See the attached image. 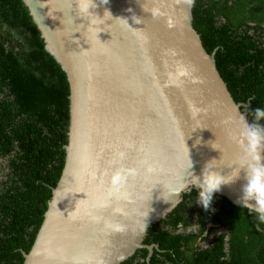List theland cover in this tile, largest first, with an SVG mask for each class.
I'll use <instances>...</instances> for the list:
<instances>
[{
  "label": "water",
  "instance_id": "95a60500",
  "mask_svg": "<svg viewBox=\"0 0 264 264\" xmlns=\"http://www.w3.org/2000/svg\"><path fill=\"white\" fill-rule=\"evenodd\" d=\"M22 1L69 84L64 165L23 264H120L139 248L150 254L147 230L198 190L209 161L226 178L215 194L243 207L245 170L228 178L239 167L247 104L235 102L216 50L208 53L194 29V0H86L83 12L81 0ZM153 7L162 14L153 17ZM177 63L191 72L181 87L168 83ZM190 104L201 109L195 117ZM118 168L134 171L114 187Z\"/></svg>",
  "mask_w": 264,
  "mask_h": 264
},
{
  "label": "trees",
  "instance_id": "16d2710c",
  "mask_svg": "<svg viewBox=\"0 0 264 264\" xmlns=\"http://www.w3.org/2000/svg\"><path fill=\"white\" fill-rule=\"evenodd\" d=\"M192 24L241 112L255 122L264 109V0H194ZM69 84L44 49L22 0H0V264H23L42 223L65 157ZM264 126V119L258 121ZM199 201V189L147 231L143 244L120 264H264V221L255 212L214 194L210 210L200 203L201 231L207 222L226 226L193 246L201 234L176 233L182 212ZM189 221L185 220L184 224ZM149 257V260L145 259Z\"/></svg>",
  "mask_w": 264,
  "mask_h": 264
},
{
  "label": "clouds",
  "instance_id": "9594fccd",
  "mask_svg": "<svg viewBox=\"0 0 264 264\" xmlns=\"http://www.w3.org/2000/svg\"><path fill=\"white\" fill-rule=\"evenodd\" d=\"M102 3H108V0H102ZM89 5L86 0H81L80 11H87ZM153 17L160 16L162 13L157 7H153L150 11ZM136 23H140V18L133 16ZM171 26V24L169 25ZM190 70L183 64L177 63L172 71L168 73V83L181 87L183 78L190 77ZM190 110L195 117L201 109L190 104ZM255 122L249 123L248 115L240 116L238 121V135L236 141L239 145V154L235 162L238 165L237 173L233 177L228 178L229 181L234 180L238 175L239 169L245 170L247 183L243 187V207H247L250 213H257L259 219L264 221V126L258 121L264 119V109H257ZM214 165L211 161L204 166L201 176L196 179L193 186L199 189V201L205 210H210L214 194L226 182V178L213 171ZM134 170L116 169L111 177L114 187H118L124 183L125 176L128 172ZM149 172L154 171L149 167ZM251 201H255L252 205ZM117 230H123L122 226L116 225Z\"/></svg>",
  "mask_w": 264,
  "mask_h": 264
},
{
  "label": "flooded vegetation",
  "instance_id": "af4514ba",
  "mask_svg": "<svg viewBox=\"0 0 264 264\" xmlns=\"http://www.w3.org/2000/svg\"><path fill=\"white\" fill-rule=\"evenodd\" d=\"M182 196H181V199H182ZM188 206L189 207H187L182 212L183 221H181L180 223L177 224L175 232L176 233L177 232L178 233H182V234H185V235H189L190 233L198 234L201 231V225H200L199 220H198V212H197L199 207H200V201H195V202L189 204ZM164 218H162V219H164ZM162 219H160V220H162ZM185 220L189 221V223L188 224H184ZM221 234L224 235V239H226V240L228 239L229 230H228V228L226 226L218 225V224H215L213 222H207L204 225V230H202L201 234L194 240L195 244L193 243V246L197 245V246H200V247H207L209 245V243L214 239L215 236H220ZM146 235H147V232H146ZM146 235H145V237H146ZM149 245L153 246L152 247V251L150 253V254H152L153 248L156 247L157 244L153 243V244H149ZM150 254L148 253V256ZM148 256H146V257H148ZM145 260L148 261L149 257L146 258Z\"/></svg>",
  "mask_w": 264,
  "mask_h": 264
},
{
  "label": "snow or ice",
  "instance_id": "6c2138e0",
  "mask_svg": "<svg viewBox=\"0 0 264 264\" xmlns=\"http://www.w3.org/2000/svg\"><path fill=\"white\" fill-rule=\"evenodd\" d=\"M113 166H115V164Z\"/></svg>",
  "mask_w": 264,
  "mask_h": 264
}]
</instances>
